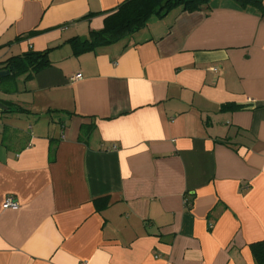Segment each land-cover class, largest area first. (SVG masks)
<instances>
[{"label": "crops", "instance_id": "obj_1", "mask_svg": "<svg viewBox=\"0 0 264 264\" xmlns=\"http://www.w3.org/2000/svg\"><path fill=\"white\" fill-rule=\"evenodd\" d=\"M126 1L0 0V66L50 61L29 100L0 88V264H256L264 6L213 0L76 46Z\"/></svg>", "mask_w": 264, "mask_h": 264}, {"label": "trees", "instance_id": "obj_2", "mask_svg": "<svg viewBox=\"0 0 264 264\" xmlns=\"http://www.w3.org/2000/svg\"><path fill=\"white\" fill-rule=\"evenodd\" d=\"M213 0H127L113 14L109 15L104 29L92 32V41L76 43V46L89 50L100 44H111L125 34H133L146 25L154 16H162L176 8L183 10H199L204 8L209 11ZM242 8H256L263 10L264 0H232ZM21 38V37H19ZM77 47V48H78ZM1 65V64H0ZM50 65L48 52L29 51L19 56L12 57L2 63L0 72L9 70L10 77H25L29 79L40 69ZM240 108L233 104L222 106V110H234ZM98 206H106L107 199H97ZM100 210V208H99ZM251 251L256 264H264V241L251 245Z\"/></svg>", "mask_w": 264, "mask_h": 264}, {"label": "rangeland", "instance_id": "obj_3", "mask_svg": "<svg viewBox=\"0 0 264 264\" xmlns=\"http://www.w3.org/2000/svg\"><path fill=\"white\" fill-rule=\"evenodd\" d=\"M10 80H13L12 81L13 83H11L12 85H15V84L17 85L19 92H12V94H14V96H8L7 95L6 98H12V100H14L15 102L29 100L30 95L25 92L24 88L26 86V83H29L30 81L25 80V78L21 77V76H19V77H12L11 76V77L0 78V88L2 86H4L5 84H7L8 82H10ZM10 93H11V91H10Z\"/></svg>", "mask_w": 264, "mask_h": 264}, {"label": "built area", "instance_id": "obj_4", "mask_svg": "<svg viewBox=\"0 0 264 264\" xmlns=\"http://www.w3.org/2000/svg\"><path fill=\"white\" fill-rule=\"evenodd\" d=\"M216 70V69H215ZM80 75H76L72 78V80H76V79H80ZM5 206L7 208H17L19 206L18 202L15 201V199L13 197H8L6 200H5Z\"/></svg>", "mask_w": 264, "mask_h": 264}, {"label": "water", "instance_id": "obj_5", "mask_svg": "<svg viewBox=\"0 0 264 264\" xmlns=\"http://www.w3.org/2000/svg\"><path fill=\"white\" fill-rule=\"evenodd\" d=\"M11 73L9 71H1L0 78H5L9 76ZM8 107L0 100V110H7Z\"/></svg>", "mask_w": 264, "mask_h": 264}]
</instances>
